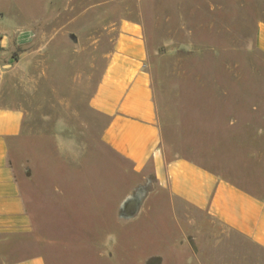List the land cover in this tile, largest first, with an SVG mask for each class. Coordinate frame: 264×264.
<instances>
[{
	"label": "rangeland",
	"instance_id": "374dc122",
	"mask_svg": "<svg viewBox=\"0 0 264 264\" xmlns=\"http://www.w3.org/2000/svg\"><path fill=\"white\" fill-rule=\"evenodd\" d=\"M123 20L144 28L168 123L174 99L187 93L250 96L264 112L256 42L264 0H0V95L27 113L11 164L19 179H35L31 190L50 210L60 189L61 206L75 212L60 234L48 231L50 241H14L11 259L39 252L47 264H192L190 247L176 242L192 231L188 208L156 186L151 165L137 173L105 146L106 119L89 104ZM220 253L226 264H264L238 245Z\"/></svg>",
	"mask_w": 264,
	"mask_h": 264
},
{
	"label": "crops",
	"instance_id": "0c3cea01",
	"mask_svg": "<svg viewBox=\"0 0 264 264\" xmlns=\"http://www.w3.org/2000/svg\"><path fill=\"white\" fill-rule=\"evenodd\" d=\"M256 42L264 53L263 23ZM148 60L142 24L123 20L89 102L106 119L103 143L137 173L151 165L156 186L188 208L192 231L176 242L190 247L192 264H226L220 249L227 244L256 260L259 253L264 257V112L247 104L250 96L187 93L174 99L168 123ZM4 100L0 95V264H47L39 252L11 259L9 247L14 241H50L48 231L60 234L66 213L75 212L61 206L60 189L50 210L44 196L32 191L35 179L17 176L11 149L24 134L27 113ZM226 107L234 111L226 113ZM68 223L74 228L77 221L71 215Z\"/></svg>",
	"mask_w": 264,
	"mask_h": 264
}]
</instances>
